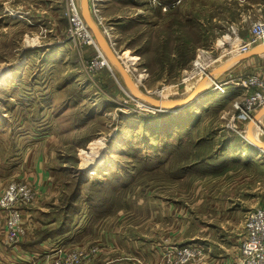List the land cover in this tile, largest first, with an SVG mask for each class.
Returning a JSON list of instances; mask_svg holds the SVG:
<instances>
[{
  "label": "rangeland",
  "instance_id": "obj_1",
  "mask_svg": "<svg viewBox=\"0 0 264 264\" xmlns=\"http://www.w3.org/2000/svg\"><path fill=\"white\" fill-rule=\"evenodd\" d=\"M87 5L143 94L185 99L200 82L205 91L176 111L160 109L132 93L81 0H0V193L25 179L34 152L47 146L51 195L40 203L57 220L44 228L59 230L67 208L64 226L78 231L73 243L128 226L160 247L149 264H210L206 246L224 229L219 221L244 225L264 197V152L248 139L264 143V128L239 118L235 103L250 91L249 76H264V57L236 60L250 50H235L258 11L249 0ZM213 81L226 83L225 94ZM84 241L58 248L97 246L86 263L95 264L100 246ZM187 246L198 250L184 262L171 259Z\"/></svg>",
  "mask_w": 264,
  "mask_h": 264
},
{
  "label": "crops",
  "instance_id": "obj_2",
  "mask_svg": "<svg viewBox=\"0 0 264 264\" xmlns=\"http://www.w3.org/2000/svg\"><path fill=\"white\" fill-rule=\"evenodd\" d=\"M245 1L248 2V0ZM249 4L253 7L252 9L258 11V13L253 16V18H255L254 20L257 21L264 19V0H249ZM243 20L244 18L241 17L240 21ZM248 31L245 34L246 40L250 37ZM261 46L264 45H252L249 50ZM254 57H264V54H252L246 56L244 59L247 60ZM249 122H253L261 128H264V105L254 111L253 119L249 120ZM38 147L40 146L38 145ZM48 155L47 146L36 150L32 157L34 158L32 162L33 171L24 172L23 174V177L32 182L35 186V189L37 190V198L34 201L35 204L33 203V206H28L23 210V220L27 228L26 235L13 245L5 246L3 244L2 233L4 214L0 211V263H40L46 256L45 249H49L51 252L60 246L64 247L66 245L86 242L84 240L96 242L100 246V254L97 256L95 264H140V261L144 264H149L157 255H159L161 250L159 246H147L149 235L145 230L141 228L132 229L128 226L103 228L98 234H95L93 238L86 236L83 239H80V242L76 243H73L72 241L76 240L78 231H66L58 233L54 238H47L33 244L27 243V241L34 239V234L38 230L42 228L44 229V226L52 227L57 220L53 215H48L45 208H41L42 204L40 203L47 198L48 195H51L48 187L45 185L49 178L48 162L50 161V158ZM31 209L43 210L42 217H36L34 214L36 211ZM220 224L224 229H216L217 234L215 239L208 242V245L206 246V258L210 259V264H234L239 256V247L244 236V225L242 223L241 226H232L228 220L219 221L218 225ZM137 234H143L144 237ZM176 239L179 240L180 237H177ZM40 251H43V256H41L42 252Z\"/></svg>",
  "mask_w": 264,
  "mask_h": 264
},
{
  "label": "built area",
  "instance_id": "obj_3",
  "mask_svg": "<svg viewBox=\"0 0 264 264\" xmlns=\"http://www.w3.org/2000/svg\"><path fill=\"white\" fill-rule=\"evenodd\" d=\"M256 44L264 45V19L253 24L249 39L238 43L235 50L237 53H243ZM243 83L250 91L240 104L235 101L238 117L252 120L254 111L264 105V76L251 75ZM212 84L214 89L225 91V82L213 81ZM36 198L35 186L26 179L10 180L3 188L0 193V211L4 214L2 241L5 246L17 243L26 235L23 210ZM244 217V236L240 243L239 256L234 264H264V197L257 206L250 207ZM97 249V246H92L88 250L58 248L55 253L53 251L46 253L40 264H86ZM197 250L195 246L175 248L171 253V259L175 262H184L191 252ZM167 260L171 262L169 258Z\"/></svg>",
  "mask_w": 264,
  "mask_h": 264
},
{
  "label": "water",
  "instance_id": "obj_4",
  "mask_svg": "<svg viewBox=\"0 0 264 264\" xmlns=\"http://www.w3.org/2000/svg\"><path fill=\"white\" fill-rule=\"evenodd\" d=\"M81 7H82V12L83 15L88 22V24L91 26L93 29L96 38H97V43L99 44L100 48L106 52V54L112 59V61L116 64L118 69L120 70L121 74L123 75L128 87L132 90V93L140 98H143L145 100L150 101L152 104L158 106V108L163 109V110H168L171 108V111H176L179 108L187 105L189 102L193 101L195 98L200 96L205 90L202 89V83L200 82L195 89L192 91L189 97L185 99H178V100H156L152 97H149L145 94H143L132 82L130 81V78L124 69L123 65L119 61V59L116 56V53L114 49L111 46V43H109L106 38L101 35V33L97 30L95 24L92 21L91 14L88 11V5H87V0H81ZM252 54H264V46L261 47H254L252 48L249 52L236 57V60H239L240 58H245L246 56L252 55ZM249 141L259 150L264 152V143L260 142L258 140H254V138L250 135L249 136Z\"/></svg>",
  "mask_w": 264,
  "mask_h": 264
},
{
  "label": "trees",
  "instance_id": "obj_5",
  "mask_svg": "<svg viewBox=\"0 0 264 264\" xmlns=\"http://www.w3.org/2000/svg\"><path fill=\"white\" fill-rule=\"evenodd\" d=\"M64 211H65V213H64V215L62 217V220L59 221V226H58L59 230L55 231L54 233H51L52 230H47L46 228L40 229V230L37 231L39 236H36V238L29 240V241H31L30 244L37 243V242L42 241V240L47 239V238H54V237H56V235L58 233L70 231L67 226H64V224L66 223V220H67L66 219L67 215H68L67 208L66 209L64 208ZM41 232L46 233V234L45 235H43V234L41 235Z\"/></svg>",
  "mask_w": 264,
  "mask_h": 264
},
{
  "label": "bare ground",
  "instance_id": "obj_6",
  "mask_svg": "<svg viewBox=\"0 0 264 264\" xmlns=\"http://www.w3.org/2000/svg\"><path fill=\"white\" fill-rule=\"evenodd\" d=\"M97 46V45H96ZM98 47V46H97ZM2 78H4V77H2ZM210 80H213V78H210ZM196 81V80H195ZM133 84V83H132ZM196 84V83H195ZM163 91V90H162ZM165 91V90H164ZM220 94H225V91H226V89H225V91L224 92H222V91H220V90H217ZM160 92V91H159ZM165 95V94H164ZM248 126V125H247ZM252 135V134H251ZM102 139V138H101ZM102 142H103V140H102ZM97 143H98V141H97ZM101 144V143H100ZM102 146V145H101ZM96 151H98V150H96ZM94 154H97L96 152H95V150H94Z\"/></svg>",
  "mask_w": 264,
  "mask_h": 264
}]
</instances>
